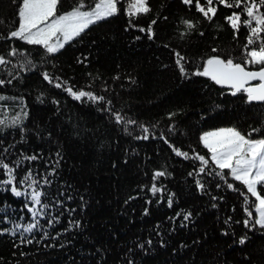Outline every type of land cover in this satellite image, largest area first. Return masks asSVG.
Instances as JSON below:
<instances>
[{
	"label": "trees",
	"instance_id": "1",
	"mask_svg": "<svg viewBox=\"0 0 264 264\" xmlns=\"http://www.w3.org/2000/svg\"><path fill=\"white\" fill-rule=\"evenodd\" d=\"M129 2L119 0L118 15L50 55L41 46L10 38L18 26L20 0H0V56L11 61L0 66V79L6 81L0 85V96L6 98L0 101V159L13 168L22 161L17 179L31 170L38 190L46 194L42 203L51 206L37 217L39 227L24 233L33 242L21 243L20 232L11 230L34 222L31 201L14 196L10 185H0V264H264V229L243 225L246 206L256 216L254 198L249 196L245 205L243 185L228 177L238 189L233 191L219 177L198 173L200 162L177 156L172 147L207 158L200 135L226 127L246 135L259 128L252 138H264V103H246L244 94L232 96L207 77L184 78L174 55L187 58L189 72L213 55L243 63L249 30L241 26L234 33L225 19L242 9L214 4L218 11L209 21L196 10L195 0L192 5L148 0L149 13L129 17ZM76 3L61 0L57 14ZM153 20L155 35L149 39L140 28L147 29ZM185 20L195 28L189 31ZM12 48L20 50L15 57L9 55ZM23 60L35 67L25 70ZM44 72L53 83L43 78ZM65 87L93 92L105 101L75 100ZM108 108L138 124L125 132ZM169 113L176 115L169 119ZM17 116L21 122L13 126ZM140 124L149 128L146 140L136 139L145 135ZM33 155L38 159H25ZM156 171L166 175L153 181ZM45 178L50 183L43 184ZM4 180L7 175L0 170ZM196 180L205 185L203 191ZM153 183L162 188L155 195L149 191ZM177 212L192 213L184 226ZM53 217L59 222L50 226ZM77 220L80 228L64 231ZM241 237H246L243 245Z\"/></svg>",
	"mask_w": 264,
	"mask_h": 264
},
{
	"label": "snow or ice",
	"instance_id": "2",
	"mask_svg": "<svg viewBox=\"0 0 264 264\" xmlns=\"http://www.w3.org/2000/svg\"><path fill=\"white\" fill-rule=\"evenodd\" d=\"M182 2L186 5L193 4V0H182ZM60 4L61 0H20L17 13L18 26L10 32V38H16L28 45L41 46L46 53L54 55L77 38H82V34H85L91 26L118 15L121 10L118 7L119 0H94V3L90 5H86L85 0H77V3L69 11L57 14ZM214 4L223 5L227 8L242 9V12L233 11L225 19L234 30V33H238L241 26L248 28L249 35L246 38L245 45L246 59L243 63H237L232 58L225 59L219 55H213L205 59L202 66H198L195 70L189 72L185 66L188 62L187 58L181 53L175 52L176 64L180 74L184 78L192 76L207 77L216 85L228 88L232 96L244 94L246 103H264V35H262L264 34V11H261V9H264V0H258V2L257 0H232V2H228V0H205V4H201L200 0H195L196 10L209 21L216 16L218 11V7ZM126 11L129 17H135L149 13L151 8L148 0H130ZM242 15L245 16L243 20L241 19ZM155 23L156 21L153 20L147 29L140 28L141 32L147 31L149 39H152L155 35L152 30V25ZM183 23L189 31L195 28V24L190 20H185ZM19 51L17 48H12L9 55L15 57ZM212 51L216 52L217 49ZM10 63L11 61L6 60L4 56H0V66ZM247 65L260 67L258 70H248ZM20 66L25 70H31L35 67L30 60L21 61ZM43 78L49 83H53V78L48 72L43 73ZM253 81H258V83L253 84ZM5 83V80L0 79V85ZM7 83H11V80ZM55 87L61 88L64 85L55 83ZM64 90L75 100L87 98L88 101L93 103L105 101L104 96H98L83 89L74 91L72 87H65ZM5 99L4 96H0V101ZM37 99L40 100L41 98L37 97ZM106 104H111V101H106ZM106 110L111 113L117 124L124 126L125 132L128 131V125L138 124L136 120L126 119L119 112H113L111 108ZM175 115V113H169V119ZM23 116L27 117V112H24ZM20 122L21 117L17 116L13 119L12 124L15 126ZM3 123L4 121L0 120V124ZM139 127L145 135L138 136L136 139H148L149 128L143 124H140ZM260 131L259 128H253L246 135L235 127H226L202 133L199 139L210 154L207 158L199 153L189 156L187 152L172 146L177 156L185 159H195L200 162L198 173H207L209 176L219 177L227 185V188L233 191H238V189L234 187L233 183L228 182V177L244 186L246 191H241L240 194L244 197L245 205L249 204V196L254 198L253 204L256 213L255 218H253V212L249 207H245L244 210L248 218L243 220V225L248 229L256 226L264 229V195L261 194V190H264V138H252V133ZM165 142L168 143L167 139H165ZM57 156H59V153H57ZM25 159L36 160L38 157L33 155ZM21 164L22 161H17L16 168H19ZM16 168L0 159V170H3L7 175V180L0 181V185H10V191L14 196H23L31 201V207L27 204L25 206L29 207L34 222L26 225L17 224L11 230L13 234L20 232L21 243L31 244L33 241L25 237L24 233H33V230L39 227L37 217L45 216L47 209L51 206L42 203V198L46 194L38 190V181L33 177L31 170L18 180ZM52 172H55V168L52 169ZM165 175V171H156L152 179L155 181L158 177ZM189 175L191 176L193 173H189ZM48 183L50 181L45 178L43 184ZM19 185H26V187L21 189ZM196 185L202 191L205 189V185L200 180H196ZM216 187H221V185L217 183ZM149 191L155 195L161 192L162 188L153 183ZM173 197L174 194H171L167 198L169 207L173 204ZM68 199H72V197L69 196ZM81 200L83 201V197H81ZM57 204H63V201H57ZM69 211L74 212L75 209ZM144 212L147 214L148 209L145 208ZM176 216L183 217L181 225L184 226V222L190 220L192 213L177 212ZM229 220H231V217H229ZM54 222L58 223L59 217H53L48 221L50 226ZM225 223H228V221H225ZM73 227L80 228V221L71 222L64 231L67 232ZM44 235L47 236V232ZM245 241L246 237L239 239V243L242 245ZM147 244L151 245L152 241L149 239ZM139 247L143 248L144 245L141 244ZM129 264H132V262L129 261Z\"/></svg>",
	"mask_w": 264,
	"mask_h": 264
},
{
	"label": "water",
	"instance_id": "3",
	"mask_svg": "<svg viewBox=\"0 0 264 264\" xmlns=\"http://www.w3.org/2000/svg\"><path fill=\"white\" fill-rule=\"evenodd\" d=\"M259 68H248V70H258ZM211 81V80H210ZM212 82V81H211ZM214 83V82H213ZM253 84H255V83H258V81H253L252 82ZM215 84V83H214ZM216 85V84H215ZM217 87H220V88H225V89H227L228 90V88H226V87H221L220 85H216ZM229 91V90H228Z\"/></svg>",
	"mask_w": 264,
	"mask_h": 264
},
{
	"label": "rangeland",
	"instance_id": "4",
	"mask_svg": "<svg viewBox=\"0 0 264 264\" xmlns=\"http://www.w3.org/2000/svg\"><path fill=\"white\" fill-rule=\"evenodd\" d=\"M216 129H219V128H216ZM216 129H211V130H208V131H213V130H216ZM205 132H207V131H205Z\"/></svg>",
	"mask_w": 264,
	"mask_h": 264
}]
</instances>
